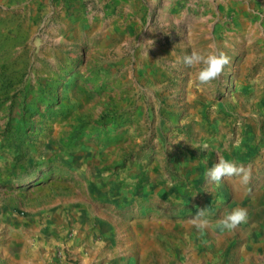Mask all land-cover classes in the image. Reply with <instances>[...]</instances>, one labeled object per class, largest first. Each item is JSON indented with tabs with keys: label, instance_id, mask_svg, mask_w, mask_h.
<instances>
[{
	"label": "rangeland",
	"instance_id": "obj_1",
	"mask_svg": "<svg viewBox=\"0 0 264 264\" xmlns=\"http://www.w3.org/2000/svg\"><path fill=\"white\" fill-rule=\"evenodd\" d=\"M0 264H264V0H0Z\"/></svg>",
	"mask_w": 264,
	"mask_h": 264
},
{
	"label": "clouds",
	"instance_id": "obj_2",
	"mask_svg": "<svg viewBox=\"0 0 264 264\" xmlns=\"http://www.w3.org/2000/svg\"><path fill=\"white\" fill-rule=\"evenodd\" d=\"M150 5H156L157 0H149ZM229 57L222 51L213 49L207 54H202L193 50L190 54L185 55L183 63L189 67L201 65L196 80L201 85L210 84L212 81L218 80L223 73L224 67L229 63ZM239 147V145H237ZM207 150V146H205ZM207 178L213 182L219 183L225 178H239L240 185H248L251 181V170L243 164H237L227 159L219 158L211 168L207 170ZM205 209H200L192 216L191 223L199 231H203L211 227L210 222L204 218ZM249 219L247 209L243 207H235L231 211H225L221 218L216 222V226L222 230L234 231Z\"/></svg>",
	"mask_w": 264,
	"mask_h": 264
}]
</instances>
